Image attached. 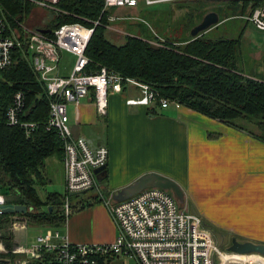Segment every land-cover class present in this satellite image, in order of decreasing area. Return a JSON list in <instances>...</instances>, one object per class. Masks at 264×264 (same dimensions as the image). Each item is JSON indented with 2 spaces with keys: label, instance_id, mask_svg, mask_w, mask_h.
Listing matches in <instances>:
<instances>
[{
  "label": "trees",
  "instance_id": "1",
  "mask_svg": "<svg viewBox=\"0 0 264 264\" xmlns=\"http://www.w3.org/2000/svg\"><path fill=\"white\" fill-rule=\"evenodd\" d=\"M0 1L10 18L13 15L24 18L33 5L23 0ZM189 1L175 0L174 6H187L175 20L172 19L174 7L165 10L171 19L167 22L171 28L162 26L164 11H160L156 27L162 34L158 31L125 32L120 42L107 36L111 6L103 8V0H58L56 4L60 10L52 12L45 24L51 31L59 23L72 20L93 26L84 49L88 56L86 71H94L105 64L122 75L149 82L156 96L152 103L158 104V97L166 96L228 124L242 127L238 120H249L256 123L260 130L257 135L264 139V69L259 75L245 73L240 54L243 29L236 36H209L204 32L191 35L190 26L205 10ZM260 4L264 5V0H230L231 7H240L244 13ZM217 10L220 18L226 15L225 9ZM95 19L98 21L94 22ZM18 90L24 96L21 118L37 122L29 135L22 126L6 119V107ZM48 109L49 96L44 84L29 60L14 47L11 61L0 67V182L6 202L26 204V210L20 212L27 223L59 226L66 219V196L69 213L96 201L100 195L93 187L72 193L65 189L64 192L49 189L44 196L40 195L36 183L50 180L44 170V159L51 154L62 158L63 153L62 139L56 128L46 127ZM14 211L0 214L1 238L8 250L2 254L9 256L15 255L10 251L15 240L9 225ZM202 219L214 232L224 231L204 217ZM48 253L44 251L43 257L36 262L49 264Z\"/></svg>",
  "mask_w": 264,
  "mask_h": 264
},
{
  "label": "built area",
  "instance_id": "2",
  "mask_svg": "<svg viewBox=\"0 0 264 264\" xmlns=\"http://www.w3.org/2000/svg\"><path fill=\"white\" fill-rule=\"evenodd\" d=\"M23 1L46 6L54 12L60 10L56 4L58 0ZM139 1L103 0V8L136 5ZM143 1L153 4L168 0ZM244 16L256 27L264 29V5L254 6ZM92 29V25L72 20L59 23L52 31L49 28L51 32L48 33L17 15L10 18L0 1V67L11 61L13 48L18 47L44 84L49 96L45 124L56 128L62 139L66 192L99 188L94 168L106 162L108 157L106 144L91 145L86 137L73 133L67 102L76 104L83 96L91 95L97 114L103 115L107 110L109 91H120L124 84H132L138 90L137 95L126 97L127 102L148 104L156 99L154 89L145 80L122 75L105 64L94 71L84 69L88 62L84 49ZM63 49L70 50L75 56L71 70L65 74L55 71ZM157 100L161 106L171 101L166 96H159ZM23 105L24 96L18 90L6 107V119L22 126L29 135L37 122L21 118ZM96 191L103 194L99 189ZM104 202L116 225L111 240H71L57 226H47L29 243L19 241L13 246V256L2 254L5 246L0 237V264H38L36 261L43 257L44 251L49 252V264H97L101 261L102 264H246L245 255L249 254L225 249L201 215L180 205L168 188L149 185L127 197L106 198ZM5 203L0 182V214L6 211ZM64 209L68 213L67 196Z\"/></svg>",
  "mask_w": 264,
  "mask_h": 264
},
{
  "label": "crops",
  "instance_id": "3",
  "mask_svg": "<svg viewBox=\"0 0 264 264\" xmlns=\"http://www.w3.org/2000/svg\"><path fill=\"white\" fill-rule=\"evenodd\" d=\"M74 57L67 68L60 53L55 71L68 73ZM263 57L264 43L252 45L242 58L245 73L259 75ZM123 87L109 91L103 115L91 95L67 102L73 133L108 147L107 173L93 190L114 198L117 188L140 173L157 170L181 184L182 206L224 230L218 232L220 240L235 234L264 241V139L256 123L228 124L175 100L165 106L127 102L138 90L132 84ZM61 225L60 232L71 240H111L116 233L109 206L100 199L71 210ZM247 254L264 264V255Z\"/></svg>",
  "mask_w": 264,
  "mask_h": 264
},
{
  "label": "rangeland",
  "instance_id": "4",
  "mask_svg": "<svg viewBox=\"0 0 264 264\" xmlns=\"http://www.w3.org/2000/svg\"><path fill=\"white\" fill-rule=\"evenodd\" d=\"M189 2L194 6H201L205 11L208 9H225V16H223L222 18L219 17V20L216 23L211 24L209 27L201 31L206 35L236 36L242 29H245L244 34L243 32L241 34L240 44V54L243 58H245L248 52L251 50L252 45L264 43V30L256 27L244 16V14L249 11V9H246L247 11H245L244 13V11L240 9V7H231L230 0H190ZM174 5L175 0H168L153 4H147L143 0H140L136 5L123 4L113 5L111 7L109 6L111 22L108 25L107 36L116 42H120L123 40V34L125 32L151 33L152 31H158V33L162 34L163 32L158 30L156 27V17L160 15V11H164L161 23L162 26L166 29L171 28L172 26L171 24L167 23L168 21H171V19H168V15L165 14V10L174 7L172 19L175 20L177 16H180L187 9L186 5ZM52 12L54 13L52 9L46 6H41L38 4L32 5L28 12L24 15L25 17L23 19L28 24L31 22L34 23L33 25H38V27H44V25H46L45 23L47 19L52 15ZM73 57L74 55L70 51L66 49L62 50L60 59L61 65H66V67L69 68ZM238 121H241L242 123L249 122L250 126H255L249 120L241 119ZM44 162V170L50 180L44 184L36 183V187L39 190L40 195L44 196V191L49 189L64 192L63 163L61 158L57 154H51L44 159ZM94 192L97 191L95 190ZM106 198H111V196L107 192L106 194H102L99 196V199L101 201H104ZM64 212L67 217L68 213L66 211ZM9 225L13 231V238L15 240V244L13 246L20 243L19 241L29 243L35 238L37 233L44 232L47 226L54 227L53 225L27 223L23 213H21L20 211H14V213L11 214ZM62 226L63 225L57 226V228L61 229ZM213 233L215 239L217 241H221V245L225 246L228 240L225 237L224 239L220 240L221 236L219 235V233ZM12 247L10 249L11 252H13ZM4 250V252L8 251L6 246L4 247ZM245 256L247 257V261H245L246 264H261V261H259L257 257L251 255Z\"/></svg>",
  "mask_w": 264,
  "mask_h": 264
},
{
  "label": "water",
  "instance_id": "5",
  "mask_svg": "<svg viewBox=\"0 0 264 264\" xmlns=\"http://www.w3.org/2000/svg\"><path fill=\"white\" fill-rule=\"evenodd\" d=\"M219 20V12L217 9H208L202 13L198 21L190 26L189 33L196 35L203 29ZM42 30H49L48 27H39ZM106 162L94 168L97 180L101 181L107 173ZM149 185H157L170 189L177 201L183 202L184 191L181 184L172 176L157 170H147L130 180L127 184L117 188L113 194L115 199H121L134 194L141 188ZM74 191H70L72 193ZM5 210L25 211L26 204L22 202H6ZM225 249L239 253H259L264 255V241L253 240L251 238H239L235 234H231L229 241L225 244Z\"/></svg>",
  "mask_w": 264,
  "mask_h": 264
},
{
  "label": "bare ground",
  "instance_id": "6",
  "mask_svg": "<svg viewBox=\"0 0 264 264\" xmlns=\"http://www.w3.org/2000/svg\"><path fill=\"white\" fill-rule=\"evenodd\" d=\"M70 194V193H69Z\"/></svg>",
  "mask_w": 264,
  "mask_h": 264
}]
</instances>
